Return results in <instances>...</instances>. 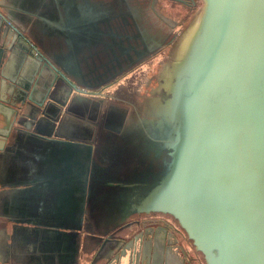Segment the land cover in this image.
<instances>
[{
	"label": "water",
	"instance_id": "95a60500",
	"mask_svg": "<svg viewBox=\"0 0 264 264\" xmlns=\"http://www.w3.org/2000/svg\"><path fill=\"white\" fill-rule=\"evenodd\" d=\"M202 3L180 25L160 0H0V153L25 132L77 148L48 222L77 248L85 232L91 264H264V0Z\"/></svg>",
	"mask_w": 264,
	"mask_h": 264
},
{
	"label": "crops",
	"instance_id": "0c3cea01",
	"mask_svg": "<svg viewBox=\"0 0 264 264\" xmlns=\"http://www.w3.org/2000/svg\"><path fill=\"white\" fill-rule=\"evenodd\" d=\"M3 42L0 38V97L10 99L5 92L1 93V84L6 81L1 75V65L5 60L3 50H6ZM38 89L37 94L40 95ZM4 117L0 110V124H4ZM46 138L43 133L25 132L17 138V142H9L4 152L0 153V213H5L6 208L9 213L10 208H21V214H0V263L91 264L95 251L84 242L85 232L82 233V245L77 248L70 239L51 231L58 224L48 220L58 218L57 215L30 213L33 201H44L48 176L51 175L53 180L61 178V165L57 163L63 157L64 149L54 145L57 141L55 137H51L52 145H46ZM74 148L67 149L69 155L77 149ZM54 184H60V181ZM167 261L168 264H181L176 252H172Z\"/></svg>",
	"mask_w": 264,
	"mask_h": 264
},
{
	"label": "flooded vegetation",
	"instance_id": "af4514ba",
	"mask_svg": "<svg viewBox=\"0 0 264 264\" xmlns=\"http://www.w3.org/2000/svg\"><path fill=\"white\" fill-rule=\"evenodd\" d=\"M186 1H187L186 4H184V3L180 2V0H160V7L162 10V13L167 18L176 20L179 23L182 22L180 20H185V22H187L186 20H188L189 14L193 11V9H195V6L192 4V2L190 0H186ZM196 2H197V0H196ZM152 4H153V0H152ZM175 14H177V15L182 14V16L180 17V16H177ZM182 18H184V19H182ZM64 152L67 154V152H69V151H64ZM77 153H78V150L76 149L75 151H73L72 155L67 154L68 156H66L65 159H67L69 162H70V160L74 161V160H76V156H77L76 154ZM71 171H73V170H71ZM62 173H63V174H61V185L63 186L62 201L59 203V200L56 199L55 195L51 194V193H49V191H47L45 196H44V201H43L44 207H46L45 213H47V214H49L48 212H51L52 214H56L55 212L58 209V207H60V206H62L63 211L59 212L57 214H69L67 211L69 209V206L71 207V204H70L71 201L69 199L67 201L68 193L70 195V192H73L74 190L67 187L68 183H70L69 180L71 177L67 179L64 171ZM66 190L68 191V193ZM71 214H75L74 209H73V212ZM177 238L179 239L180 243L185 248H187V245H188L187 240L185 239V236L179 231H177ZM187 250L190 251L188 248H187ZM188 256H189L188 259L192 264H203L201 262V260L198 259V256L196 254H193V253L191 254L189 252Z\"/></svg>",
	"mask_w": 264,
	"mask_h": 264
},
{
	"label": "rangeland",
	"instance_id": "374dc122",
	"mask_svg": "<svg viewBox=\"0 0 264 264\" xmlns=\"http://www.w3.org/2000/svg\"><path fill=\"white\" fill-rule=\"evenodd\" d=\"M202 4H203L202 0H197V7H195V9H193V11L189 14V17H191V16L196 17L198 15V13L200 12V8L202 7ZM175 15H177V14H175ZM177 16L181 17L182 14H178ZM182 19H184V18H182ZM180 21H182L180 23L181 25L185 24V20H180ZM162 65H163L162 62H158V63H154V64L149 65L147 71L143 75V82L139 85V87H138L139 89H137V91L139 93H141V94L146 93L147 88H148L147 84L150 83L149 82L150 79L152 80L151 82L158 83V71L162 68ZM155 68H157V69L154 70ZM139 78L137 77L136 84H137ZM134 101H136V102L138 101L137 95H136L135 99L133 98V102ZM94 158L97 159L96 154H94ZM113 172H114V174H119L118 170L115 168H113ZM103 205L105 207H111V204L109 202H104ZM187 248L190 250L189 244L187 245ZM197 256H198V259L200 260L201 257L199 255H197Z\"/></svg>",
	"mask_w": 264,
	"mask_h": 264
}]
</instances>
